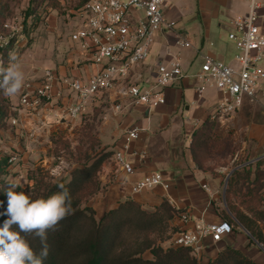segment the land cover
Segmentation results:
<instances>
[{
	"label": "built area",
	"instance_id": "1",
	"mask_svg": "<svg viewBox=\"0 0 264 264\" xmlns=\"http://www.w3.org/2000/svg\"><path fill=\"white\" fill-rule=\"evenodd\" d=\"M245 12L231 20L228 40L235 46V65H228L209 54H200V70L193 77L198 96L208 87L221 96L212 120L221 122L232 117L247 100L258 104L264 100V0H242ZM168 0H89L78 11L79 22L71 40L81 58L99 68L90 78L58 76L46 70L40 81L25 83L19 99L20 107L28 112L43 110L48 106L56 117L69 120L81 118L91 104L106 96L114 115L127 108H143L154 111L166 104V89L187 79L179 57L170 56L154 65L147 64L154 45L161 35L172 34L173 45L189 49L192 44L177 31V21L168 17ZM9 32L14 27L5 23ZM12 33L0 32V66L3 67L1 51L9 46ZM1 78V76H0ZM10 124L17 125L11 118ZM141 129L132 127L122 136V144L114 154V160L125 172L133 173L128 154L133 142L140 138ZM135 155V154H134ZM264 158H259L263 160ZM15 157L10 162L16 161ZM229 177V176H228ZM169 188L160 173L145 176L135 183L133 192L140 194L155 187ZM207 190V187H203ZM183 224L191 221L188 212L179 214ZM235 226L226 221L195 222L194 229L175 232L170 245L192 250L203 259L204 242H220L232 234Z\"/></svg>",
	"mask_w": 264,
	"mask_h": 264
},
{
	"label": "crops",
	"instance_id": "2",
	"mask_svg": "<svg viewBox=\"0 0 264 264\" xmlns=\"http://www.w3.org/2000/svg\"><path fill=\"white\" fill-rule=\"evenodd\" d=\"M244 12L242 0H168L166 11L168 17L175 21L186 17L187 22H192L194 30L198 32L196 34L198 43L195 47L192 45L189 49H180L173 45L172 34L161 35L147 64L154 65L158 61L169 60L170 56L179 57L188 78L167 88L166 104L154 112H148L143 108H127L122 114L112 113L115 117L105 122L103 132L110 134L108 138L111 146L107 152H112L113 155L103 165L99 175L102 187L106 186V193L93 205L98 219L106 211L126 200L137 202L146 211H153L167 200L174 209L181 211L180 213L188 212L191 216V221L187 224L181 222L179 215L175 217L170 223L172 235L181 229L193 230L195 222L199 220L207 223L224 221L218 209L220 191L231 173L217 169L201 170L196 166L189 151L193 133L201 128L205 121L210 120L216 124L221 134H230L236 142H240L242 152L246 149L247 152L250 149L251 153L263 152L264 100L258 104L246 100L232 117L221 122L212 120L221 96L212 87H208L203 96H198L195 90L198 83L193 76L200 68H191L198 64L199 55L202 53L209 54L226 64L235 61L233 58L236 49L227 40V33L231 31V20ZM262 26L264 32V21ZM177 31L185 35L181 30ZM185 38L192 44L187 37ZM229 50L233 56L230 59ZM82 62L86 61L81 58L78 51L76 60L72 62L70 69H66V73L86 80L98 72L99 68L90 62L79 67ZM261 65L264 68V61ZM188 90L192 91L194 99L186 102ZM50 107L52 106L40 111L42 114H31L30 122L25 124L26 127L33 131L37 128V123H44L46 114L52 117L53 110ZM184 112L190 115L184 117ZM26 120L24 119L25 122ZM29 123H32V128L28 127ZM132 127H138L142 131L140 138L131 145L128 154L134 169L133 173L129 174L117 166L114 154L121 147L123 133ZM259 158H264V154L252 161L255 162ZM153 173H160L169 188L159 186L135 194L133 192L135 183ZM204 186L207 190L203 188ZM237 231L234 229L232 234L224 236L216 244L205 240L203 260L214 259L223 249L231 247L240 250L257 264H264V250L250 243L249 234L240 231L239 228Z\"/></svg>",
	"mask_w": 264,
	"mask_h": 264
},
{
	"label": "rangeland",
	"instance_id": "3",
	"mask_svg": "<svg viewBox=\"0 0 264 264\" xmlns=\"http://www.w3.org/2000/svg\"><path fill=\"white\" fill-rule=\"evenodd\" d=\"M88 1L34 0L31 5V0H2L0 4V22L2 24L0 32L13 34L9 46L1 51L3 67L9 66L10 55L14 54L24 72V84L40 81L46 70H51L62 77L79 78L72 73H66V71L76 60V53L79 51L77 45L71 40V35L79 22L77 13ZM182 19L177 20V29L181 30L195 47L198 43L196 36L198 32L196 33L194 30L192 22H187L186 17ZM5 23L11 24L14 30L9 32L4 29ZM230 58L233 56L229 50ZM234 60L235 58H233ZM85 64L86 62H82L79 67ZM200 64L199 59L198 64L196 63L191 69H199ZM227 64L235 65L236 63L234 61L232 64ZM22 89L12 97L3 95L7 116L0 122V159H8V163L7 168L0 174V182H19V186L15 189L18 192L23 191L25 194H30L32 197L33 189L40 179L50 184L67 183L71 180L73 171L82 168L88 159L109 154L107 150L111 147L108 138L110 134H105L103 130L105 122L115 116L112 114L111 103L106 96L91 104L88 111L77 120H69L62 116L56 117L55 114L49 117V114H46L47 118L43 120L44 123H37V128L31 131L25 125L30 122V115L43 112H40L42 110L28 112L20 107L19 99ZM185 98L186 102L194 99L191 90L186 92ZM188 115L190 114L184 112V117ZM11 118L17 120L16 126L10 124ZM24 119H27L26 122ZM31 124L29 123L28 127L32 128ZM214 133L223 141L213 140L206 153L202 152V149L197 150L204 169H217L230 174L236 168L250 165L255 172L257 163L252 160L264 154V151L251 153L250 149L249 152L246 149L242 152L241 143L236 142L230 134H221L216 124ZM191 144L190 152L193 147ZM11 157H15L17 160L10 162ZM262 162L260 169L264 170V161ZM236 164L239 165L235 167ZM228 178L221 187L219 213L222 219L228 216L234 221L236 232H238L237 228L246 232L228 207ZM254 179L255 177L252 176L250 189H239L237 193L230 196L229 200L238 215L243 214L254 220V227L259 232L261 231L264 237V183L262 188L257 185L254 190L252 184ZM105 193L106 186L102 187L101 185L100 191L91 198L88 205L93 207ZM248 236L258 249L264 250V246L258 245V242L251 238L250 233ZM171 237L170 231L157 242L156 246L168 248ZM145 258L152 259V255L147 252ZM198 262L199 264L208 263L202 258L198 259Z\"/></svg>",
	"mask_w": 264,
	"mask_h": 264
},
{
	"label": "trees",
	"instance_id": "4",
	"mask_svg": "<svg viewBox=\"0 0 264 264\" xmlns=\"http://www.w3.org/2000/svg\"><path fill=\"white\" fill-rule=\"evenodd\" d=\"M1 2L2 0L0 4ZM33 2L34 0H31V5ZM0 26H2L1 22ZM3 95L4 92L0 89V122L7 116ZM214 128L215 124L207 120L193 133L191 152L196 166L201 170L214 171L204 169L197 152L202 149L201 151L206 153L213 140L223 141L216 136ZM112 155L113 153L109 152L106 156L88 159L82 168L73 171L71 180L67 183L50 184L45 183L43 179L36 183L33 199L41 197L46 199L61 191L59 185L63 184L71 196L73 209L72 214L60 222L58 231L48 233L50 249L43 264H199L198 258L189 248L169 246L165 249L156 246L159 240L170 233V223L181 212L174 209L167 200L153 211H146L137 202L126 200L106 211L101 218H97L96 210L89 206L88 202L100 191L99 174ZM262 161L264 159L256 162L255 172L250 165H244L231 172L228 178L227 201L230 211L235 214L240 225L250 233L251 238L264 246V237L262 232L254 227V220L243 214L238 215L229 200L230 196L239 189H250L252 176L255 177L252 183L254 190L257 185L263 187L264 170L260 169ZM7 163L8 159H0V174L7 168ZM238 165L236 164L235 167ZM0 184V226H2L8 218L3 213H6L7 209L8 198L5 190L9 183L0 182ZM224 221L234 225V221L228 216H225ZM27 239L38 254L41 250L40 238L29 236ZM250 243L253 244V240L250 239ZM147 252L152 255V259L145 258ZM207 264L257 263L240 250L227 247Z\"/></svg>",
	"mask_w": 264,
	"mask_h": 264
},
{
	"label": "clouds",
	"instance_id": "5",
	"mask_svg": "<svg viewBox=\"0 0 264 264\" xmlns=\"http://www.w3.org/2000/svg\"><path fill=\"white\" fill-rule=\"evenodd\" d=\"M0 89L4 95H17L24 85V72L14 54L7 68L0 66ZM19 182H9L6 195L7 219L0 226V264H43L49 254L48 233L59 230L60 222L72 214L71 196L63 184L61 191L48 198L33 199L30 194L15 191ZM15 226V228H14ZM40 238L37 254L27 237Z\"/></svg>",
	"mask_w": 264,
	"mask_h": 264
},
{
	"label": "water",
	"instance_id": "6",
	"mask_svg": "<svg viewBox=\"0 0 264 264\" xmlns=\"http://www.w3.org/2000/svg\"><path fill=\"white\" fill-rule=\"evenodd\" d=\"M244 231H246L245 229H244ZM247 232V231H246ZM247 234H249L248 232H247ZM259 245V244H258Z\"/></svg>",
	"mask_w": 264,
	"mask_h": 264
}]
</instances>
